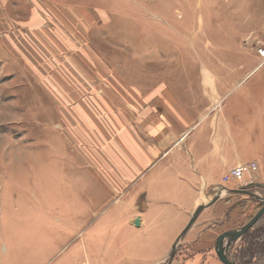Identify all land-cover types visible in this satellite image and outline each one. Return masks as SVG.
Listing matches in <instances>:
<instances>
[{"label": "rangeland", "instance_id": "obj_1", "mask_svg": "<svg viewBox=\"0 0 264 264\" xmlns=\"http://www.w3.org/2000/svg\"><path fill=\"white\" fill-rule=\"evenodd\" d=\"M263 47L264 0H0V264L139 263L140 250L117 253L112 237L123 229L118 192L136 179L120 155L143 137L135 133L143 115L169 125L167 115L193 116L191 96L202 99L194 127L223 117L238 155L257 164L249 188L264 200V130L246 113L263 103ZM75 187L88 188L73 202L88 224L60 228L55 193ZM259 198L223 190L179 242L174 264H221L214 239L248 222ZM198 235L209 241L199 245ZM92 236L96 252L87 253Z\"/></svg>", "mask_w": 264, "mask_h": 264}, {"label": "crops", "instance_id": "obj_2", "mask_svg": "<svg viewBox=\"0 0 264 264\" xmlns=\"http://www.w3.org/2000/svg\"><path fill=\"white\" fill-rule=\"evenodd\" d=\"M218 95H221V88ZM199 98L196 96L187 98L186 105L189 103L190 110L194 112L193 116L167 115L169 119L172 118L171 125L160 114L156 116L150 114L149 117L143 115L137 119L135 133H141L143 137L135 138L131 150L130 148L127 150L128 155L125 149L121 152L120 160L123 159L125 166L127 161L132 160L131 171L136 173V179L131 187L118 192L116 210L124 217L123 229L121 230L119 226L112 237L117 240V253L130 244L131 251L140 250L141 260L136 264H152L161 258H164L161 264H166L176 237L189 221L195 208L210 201L225 187L220 182L221 176L239 164L254 162L253 158H242L238 155L236 142L232 141L230 132L223 130L221 125V122H224L223 117L200 121L194 127L198 123L199 104L202 103V99ZM257 99H262V105L255 109L246 108V113H250L248 111L252 109L251 113L256 117L251 128L264 130V94L262 98ZM191 126L194 128L186 134ZM70 167V170L73 169L72 165ZM59 175L61 180L67 179L65 173ZM118 175L125 181L126 167L119 164ZM247 180L252 181L248 187L259 183L254 173H251ZM87 192V187L58 189L55 193L58 204L55 208L54 221L59 222L60 228L66 229L67 226L78 228L88 224V211L73 204L75 196L87 195ZM135 219L139 221L137 225L134 223ZM192 229L190 228L182 239L189 236ZM73 231L75 233V230ZM127 233H135V237L141 240L131 243L130 235H126ZM200 236H193V240L199 241V245H205L209 241V235L202 238ZM72 237L70 235L67 242H70ZM96 237H88L86 243L92 245ZM113 241H108V245L113 244ZM108 242L106 239L100 241L103 246ZM89 245L87 253L96 252L95 246L92 245L90 251ZM180 249L178 245L171 264H174ZM97 254H93V259ZM194 255L196 258L198 254Z\"/></svg>", "mask_w": 264, "mask_h": 264}, {"label": "water", "instance_id": "obj_3", "mask_svg": "<svg viewBox=\"0 0 264 264\" xmlns=\"http://www.w3.org/2000/svg\"><path fill=\"white\" fill-rule=\"evenodd\" d=\"M223 190H227L229 192L245 194V195L253 196L255 198H259L255 193H253V191L249 187L248 188H234V189H228V188L224 187V189H222L218 193H216L210 201H208L207 203L199 204L195 208V210L192 213L187 224L184 226V228L181 230V232L176 237V240L174 241V243L171 247V250L169 252L166 264H170V262L172 261L174 254L176 252V249L179 245V242L184 237V235L187 233V231L191 228V226L193 225V223L195 222V220L197 219V217L199 216L201 211L205 207L213 204L219 198V196L221 195V191H223ZM259 199L261 201V207L256 211V213L252 216V218L248 222H246L244 225H242L236 229L225 231V232L221 233L220 235H218V237L216 238L214 249H215V253H216L217 258L219 259V261L222 264H237L229 258L228 251L232 247L233 243L239 237H241L245 231H247L249 228H251L253 226V224L259 219V217L262 214H264V200L262 198H259ZM138 222H139L138 219H135L134 223L136 225L138 224Z\"/></svg>", "mask_w": 264, "mask_h": 264}, {"label": "trees", "instance_id": "obj_4", "mask_svg": "<svg viewBox=\"0 0 264 264\" xmlns=\"http://www.w3.org/2000/svg\"><path fill=\"white\" fill-rule=\"evenodd\" d=\"M243 245L236 250L238 264H264V214L242 236Z\"/></svg>", "mask_w": 264, "mask_h": 264}, {"label": "built area", "instance_id": "obj_5", "mask_svg": "<svg viewBox=\"0 0 264 264\" xmlns=\"http://www.w3.org/2000/svg\"><path fill=\"white\" fill-rule=\"evenodd\" d=\"M260 55L264 56V47L259 49ZM257 170V164L255 162H247L239 164L232 168L222 176L223 184L228 183L232 179L242 180L245 174L251 175V173ZM252 181L245 180L243 183L237 185V188H248V185Z\"/></svg>", "mask_w": 264, "mask_h": 264}, {"label": "flooded vegetation", "instance_id": "obj_6", "mask_svg": "<svg viewBox=\"0 0 264 264\" xmlns=\"http://www.w3.org/2000/svg\"><path fill=\"white\" fill-rule=\"evenodd\" d=\"M173 258H174V257H173ZM172 261H173V259H172ZM172 261H171V262H172ZM171 262H170V264H171ZM235 263H236V262H235Z\"/></svg>", "mask_w": 264, "mask_h": 264}]
</instances>
